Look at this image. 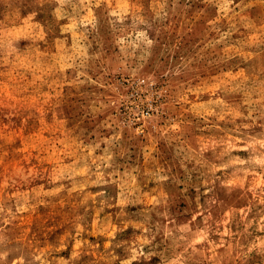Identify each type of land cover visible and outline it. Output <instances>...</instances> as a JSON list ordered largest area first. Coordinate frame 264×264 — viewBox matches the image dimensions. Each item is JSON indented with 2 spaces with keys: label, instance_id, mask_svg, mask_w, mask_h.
Masks as SVG:
<instances>
[{
  "label": "rangeland",
  "instance_id": "1",
  "mask_svg": "<svg viewBox=\"0 0 264 264\" xmlns=\"http://www.w3.org/2000/svg\"><path fill=\"white\" fill-rule=\"evenodd\" d=\"M0 264H264V0H0Z\"/></svg>",
  "mask_w": 264,
  "mask_h": 264
}]
</instances>
